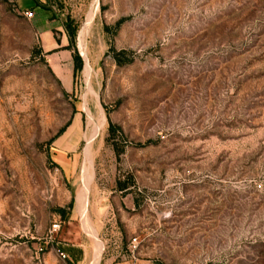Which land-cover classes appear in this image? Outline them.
<instances>
[{"label":"rangeland","instance_id":"obj_1","mask_svg":"<svg viewBox=\"0 0 264 264\" xmlns=\"http://www.w3.org/2000/svg\"><path fill=\"white\" fill-rule=\"evenodd\" d=\"M44 2L82 69L60 82L0 0V264H64L80 199L131 263L264 264V0Z\"/></svg>","mask_w":264,"mask_h":264},{"label":"crops","instance_id":"obj_2","mask_svg":"<svg viewBox=\"0 0 264 264\" xmlns=\"http://www.w3.org/2000/svg\"><path fill=\"white\" fill-rule=\"evenodd\" d=\"M21 1L22 9L32 10L40 48L48 67L60 82L69 83L73 74V52L69 47L64 26L48 16L49 12L44 6V0ZM56 34L57 38H55ZM80 201L74 203L69 210L70 213H66L64 223L69 229L56 242L58 248L67 255L68 260L64 264H135L129 262L133 257L123 252L114 256L106 251L108 242L101 235L102 229L99 223L109 214L111 206L107 205L103 209L92 206L89 210V205ZM86 224L91 226V231H85Z\"/></svg>","mask_w":264,"mask_h":264},{"label":"built area","instance_id":"obj_3","mask_svg":"<svg viewBox=\"0 0 264 264\" xmlns=\"http://www.w3.org/2000/svg\"><path fill=\"white\" fill-rule=\"evenodd\" d=\"M23 15L28 19H31L33 16V14L28 11L25 12ZM60 225H61L60 221H55L51 224L48 232V241L46 245L50 247V250L56 255L59 261L65 263L68 260L67 255L58 248L56 241L54 239V236L58 234V232L60 231ZM129 247L131 249L130 250L131 254H133L137 247L135 238L131 240Z\"/></svg>","mask_w":264,"mask_h":264},{"label":"trees","instance_id":"obj_4","mask_svg":"<svg viewBox=\"0 0 264 264\" xmlns=\"http://www.w3.org/2000/svg\"><path fill=\"white\" fill-rule=\"evenodd\" d=\"M40 7H41L42 9H46L44 6H40ZM64 30H65V32H66V36L68 37L69 42L72 43V39H73V37H74V33H75L74 29L71 28V27L68 25V23H66V24H64ZM72 61H73V76H75L76 73L80 72L81 69H82V60H81V57H80L77 53H74V54H73V57H72ZM66 128H67V127L62 128V129L58 132V134L56 135L55 138L61 136V135L65 132ZM108 131H109V133L114 134L115 131H116V127L113 126L112 124H110V125H109V128H108ZM121 190H123V189H121ZM71 206H72V205L70 204V206H69V210L71 209ZM57 211H58V213L61 215V218L64 220V219H65V216H66L65 211H64L63 209H59V210H57Z\"/></svg>","mask_w":264,"mask_h":264}]
</instances>
